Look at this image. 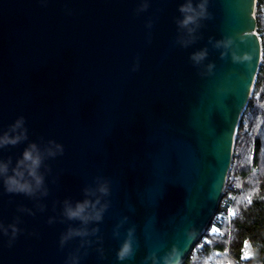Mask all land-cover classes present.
<instances>
[{
  "label": "water",
  "instance_id": "95a60500",
  "mask_svg": "<svg viewBox=\"0 0 264 264\" xmlns=\"http://www.w3.org/2000/svg\"><path fill=\"white\" fill-rule=\"evenodd\" d=\"M189 3L200 14L185 25ZM256 7L0 0V138L20 137L0 144V264L188 258L218 210L260 67ZM17 172L30 191L8 190Z\"/></svg>",
  "mask_w": 264,
  "mask_h": 264
},
{
  "label": "trees",
  "instance_id": "16d2710c",
  "mask_svg": "<svg viewBox=\"0 0 264 264\" xmlns=\"http://www.w3.org/2000/svg\"><path fill=\"white\" fill-rule=\"evenodd\" d=\"M257 28L262 56L256 81L234 142L226 188L236 193L235 215L230 223L213 218L198 242L206 240L204 250L193 248L182 264H205L210 255L232 264H264V0H257ZM215 226L218 232L209 233ZM217 259V258H216Z\"/></svg>",
  "mask_w": 264,
  "mask_h": 264
},
{
  "label": "clouds",
  "instance_id": "9594fccd",
  "mask_svg": "<svg viewBox=\"0 0 264 264\" xmlns=\"http://www.w3.org/2000/svg\"><path fill=\"white\" fill-rule=\"evenodd\" d=\"M201 9H203V5L200 6ZM181 11L185 12V13H191L190 15H187L185 20H184V24L187 25L189 23H192L195 21L197 15H199L200 13L196 12V9L192 6L191 3L187 4L186 6L181 8ZM22 122H18L17 126H19V124ZM20 139V137H16L15 139H12L10 137H8L7 135L4 136L3 138H0V144H7V143H16L18 140ZM34 148V146H33ZM30 161L31 163L28 164V168L31 170L30 174L36 179L37 184H39L40 181V177L37 175L36 173V168L39 165L40 162V158L39 156H34L33 155V151H26L24 154V160L21 161V164H24L25 162ZM6 171V169H3ZM23 177V173L21 172H17L16 176L13 177H9L8 180L6 181L7 185H8V190L9 191H24V190H28L30 191V186L27 183H21L19 178ZM102 191H106V189H101ZM85 207H87V205H81L78 207V209L76 211H69V214L73 217L75 216H80L81 213L84 211ZM128 249L127 247L124 249V252H127ZM123 256V253H122Z\"/></svg>",
  "mask_w": 264,
  "mask_h": 264
},
{
  "label": "built area",
  "instance_id": "2783aa9c",
  "mask_svg": "<svg viewBox=\"0 0 264 264\" xmlns=\"http://www.w3.org/2000/svg\"><path fill=\"white\" fill-rule=\"evenodd\" d=\"M238 130L236 131L237 134ZM227 186H225L224 188V192H223V196L221 199V202L219 204L218 210L214 216L215 219V223L219 224L222 222H227L230 223L231 219L233 218V213H235L234 211V202L236 199V193L233 192L232 189L230 188H226ZM206 240L204 239L201 242H198L195 247V254L199 253L200 251H198V249H202L204 250L205 246H206ZM201 250V251H202Z\"/></svg>",
  "mask_w": 264,
  "mask_h": 264
},
{
  "label": "crops",
  "instance_id": "0c3cea01",
  "mask_svg": "<svg viewBox=\"0 0 264 264\" xmlns=\"http://www.w3.org/2000/svg\"><path fill=\"white\" fill-rule=\"evenodd\" d=\"M214 229L217 230V228L213 226V228L210 230L209 233L211 234V233L218 232V231H214ZM205 264H226V263L222 262V260H219L218 255L216 254V255H210Z\"/></svg>",
  "mask_w": 264,
  "mask_h": 264
},
{
  "label": "rangeland",
  "instance_id": "374dc122",
  "mask_svg": "<svg viewBox=\"0 0 264 264\" xmlns=\"http://www.w3.org/2000/svg\"><path fill=\"white\" fill-rule=\"evenodd\" d=\"M254 89V88H253ZM253 91V90H252ZM252 94V93H251ZM238 130V132H237V134H236V138H240L241 136H242V134H243V131L242 130H240V129H237ZM228 264H232V263H228Z\"/></svg>",
  "mask_w": 264,
  "mask_h": 264
},
{
  "label": "bare ground",
  "instance_id": "6f19581e",
  "mask_svg": "<svg viewBox=\"0 0 264 264\" xmlns=\"http://www.w3.org/2000/svg\"><path fill=\"white\" fill-rule=\"evenodd\" d=\"M234 211H235V210H234ZM201 250H202V249H198V251H200V252H201Z\"/></svg>",
  "mask_w": 264,
  "mask_h": 264
},
{
  "label": "snow or ice",
  "instance_id": "6c2138e0",
  "mask_svg": "<svg viewBox=\"0 0 264 264\" xmlns=\"http://www.w3.org/2000/svg\"><path fill=\"white\" fill-rule=\"evenodd\" d=\"M233 215H235V213H233ZM214 231H218V230H215V229H214Z\"/></svg>",
  "mask_w": 264,
  "mask_h": 264
}]
</instances>
